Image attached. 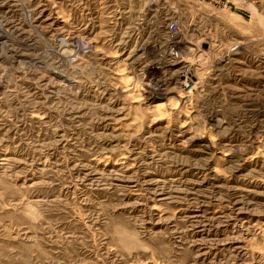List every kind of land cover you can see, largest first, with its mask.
<instances>
[{
  "label": "rangeland",
  "instance_id": "374dc122",
  "mask_svg": "<svg viewBox=\"0 0 264 264\" xmlns=\"http://www.w3.org/2000/svg\"><path fill=\"white\" fill-rule=\"evenodd\" d=\"M229 2L0 0V264H264V0Z\"/></svg>",
  "mask_w": 264,
  "mask_h": 264
},
{
  "label": "bare ground",
  "instance_id": "6f19581e",
  "mask_svg": "<svg viewBox=\"0 0 264 264\" xmlns=\"http://www.w3.org/2000/svg\"><path fill=\"white\" fill-rule=\"evenodd\" d=\"M206 1L212 2L213 4H216L217 6H220L221 8L227 7V5H229L230 3L229 0H206Z\"/></svg>",
  "mask_w": 264,
  "mask_h": 264
},
{
  "label": "built area",
  "instance_id": "2783aa9c",
  "mask_svg": "<svg viewBox=\"0 0 264 264\" xmlns=\"http://www.w3.org/2000/svg\"><path fill=\"white\" fill-rule=\"evenodd\" d=\"M174 25H177V24H174ZM175 28H176V26H175ZM82 45V44H81ZM82 46H84V45H82Z\"/></svg>",
  "mask_w": 264,
  "mask_h": 264
}]
</instances>
